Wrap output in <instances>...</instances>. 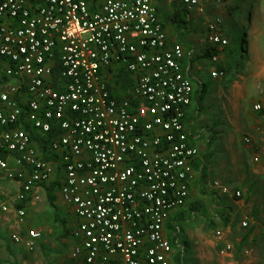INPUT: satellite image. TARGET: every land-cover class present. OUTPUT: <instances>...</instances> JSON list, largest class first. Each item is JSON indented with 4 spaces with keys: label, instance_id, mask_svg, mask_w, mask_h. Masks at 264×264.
I'll return each instance as SVG.
<instances>
[{
    "label": "built area",
    "instance_id": "1",
    "mask_svg": "<svg viewBox=\"0 0 264 264\" xmlns=\"http://www.w3.org/2000/svg\"><path fill=\"white\" fill-rule=\"evenodd\" d=\"M169 1L204 12L203 1L229 0ZM158 6L105 0L94 11L85 0H0V150L8 153L0 173L20 183L17 203L39 202L43 186L63 174L59 191L80 220L70 256L81 264H172L166 224L190 198L199 151L187 123L194 85L185 50L169 46ZM221 22L208 26L216 45L227 43L215 35ZM120 70L134 81L121 98L114 94ZM211 76L228 78L218 70ZM37 134L50 137L52 161ZM10 210L0 203V215ZM26 216L17 208L20 226ZM11 238L33 252L43 235Z\"/></svg>",
    "mask_w": 264,
    "mask_h": 264
},
{
    "label": "rangeland",
    "instance_id": "2",
    "mask_svg": "<svg viewBox=\"0 0 264 264\" xmlns=\"http://www.w3.org/2000/svg\"><path fill=\"white\" fill-rule=\"evenodd\" d=\"M215 4L217 3L214 1H203L202 5L207 11L205 14H199L197 10L190 12V17L195 24L192 23L194 32L188 37V40L193 50L191 59L194 70L192 75L194 83H198L195 84L197 91L192 116V120L195 119L193 130L197 133L202 129L203 141L201 144L204 146L205 143L206 148L213 153L214 156L212 155L211 159L217 157V159H213L214 161L219 159L223 161L228 156L236 154L244 158L246 167H251L255 164L254 155L260 154L264 149V140H261L264 139V108L261 112L253 109L251 113L255 114V118L247 117L244 112L234 109L233 105L229 103L232 92L228 89L232 77L226 80L214 79L211 77V73L219 66L227 67L232 64L235 71L246 69L249 66L255 45L258 42L257 36L261 28L264 27V0H229L225 3L226 5L221 7L218 14L210 16L213 14L212 11H217ZM218 15L222 22L215 35L220 40L227 42L222 45L213 44L208 38L207 21L215 20ZM189 34L190 32H187L185 36ZM207 45L211 46L212 53L218 52L215 56L217 61L204 59V47ZM242 62H244V66L240 69ZM2 69H4L3 64L0 65V75ZM204 82L208 85V90H206L199 111L196 97L199 87L204 85ZM204 127H206L205 131ZM246 137L254 140L251 139L250 143H246L244 141ZM201 158H204V154ZM227 165H223L224 167L217 173L211 169L210 165L209 182L207 178L204 180V177L200 175L199 185L195 189L194 195H191L189 203L180 212L181 217H178V228L175 229L174 235V239L179 238V241L175 242L173 248L176 254L175 258H180L181 264H204V233L210 229L205 226V221L207 226L212 228L210 235L211 240L215 242L216 254L222 247V241H219L220 243L216 241L215 232L217 230L227 232V226L230 223L237 224L239 222L241 224L243 221L242 213H237L234 217L235 211H239V208L235 203L236 200L231 199L233 195L219 197L214 191L213 182L215 179L228 185L234 183L225 178V175L228 173L231 175L232 171V169H228ZM236 171H239L238 167H236ZM247 183L251 184V189L244 196V203L245 209L249 212L247 217L251 220L252 228L249 229V232L251 231L253 234L256 232L251 240V245L254 246L256 243H264V182L249 181ZM236 189H241V186L231 185L229 194L235 192ZM17 191L15 181L0 174V202L9 199ZM64 208L66 207L62 206L57 196L54 195L51 199L46 193L42 200L30 210L31 219L37 224H42L43 229H46L44 243L38 248L42 264H50L49 260L52 261L53 257L58 255L64 258L66 256L65 260H68L70 244L67 241L69 237L63 227L67 222L66 219L68 221L70 219ZM215 214L221 217L220 222L215 219L208 220ZM4 219L0 220V264H24L22 262L24 253L21 252L22 249L19 245L11 242L12 231L7 226L8 221ZM64 221L66 222L64 223ZM232 239L229 240L235 241ZM246 247L247 244L242 249H246ZM175 264H178L176 260ZM225 264L243 263L238 257L225 256Z\"/></svg>",
    "mask_w": 264,
    "mask_h": 264
},
{
    "label": "crops",
    "instance_id": "3",
    "mask_svg": "<svg viewBox=\"0 0 264 264\" xmlns=\"http://www.w3.org/2000/svg\"><path fill=\"white\" fill-rule=\"evenodd\" d=\"M104 1L105 0H100L97 4H90L89 3V5L91 6V9L95 11V10H98L100 8L101 4ZM158 3H159L158 8H159V12H160V17L163 21L164 28H165V31H166L167 37H168V44H169V46H173L174 44H180L184 47L185 58L183 60V67H184V70L186 72H188L189 76L192 79L193 85H194V101H193V104L191 105V107H189V110L187 113V123H188L189 128H191L192 132L198 136V141L195 144L198 148L199 156L197 157V159L194 162V180L190 185V197H191V195H194V191L199 185L198 180H199V178H201L200 175H202L204 167L207 169L205 176H204V180H205V178H207V181L209 182L208 176L210 173L211 166H212L211 169L217 173L220 171V169H222V167H224L223 165L228 164L227 165L228 169H232V171H231V175H229L230 173H228L227 175H225L226 176L225 178L230 179L234 182V183H230L231 185L238 184L241 186V189L235 190V192L239 191L241 193L240 197H236L234 194L235 192H231V194H228V195H233V198H231V199L236 200L235 203L237 204V206L239 208V211H235L234 217L237 213H242L241 215H243V216L241 218L243 221L241 222V224L239 222L237 224L234 222L230 223V225L227 226V228H228L227 232L217 230V232H220L221 236H217V232H215V234H216L215 238L217 240L214 237H213V239L218 241V242L222 241V243H221L222 247L220 248V250L217 254L215 253V242L213 240H211V235H210L212 228L209 225L207 226V223L205 221V226L209 227L210 229L207 230L206 233H204V264H215V263L216 264H225V256H230L232 258L238 257L241 259L243 264H262L264 262V243H260V244L256 243V245H254V246L251 245V240L256 235V232H254L255 235L253 234V232H251V231L249 232V229H251L252 226L250 225L251 220H249V218L247 217V214L249 212L245 209L244 196L251 189V186H250L251 184H249L247 182H249V181H252L253 183L255 181L256 182H264V162L256 163L254 161V163H255L254 165H251V167H246L244 164L245 163L244 158H242L236 154L232 155V156H228L223 161H221L220 159L214 161L213 159L214 158L217 159V157H212V159H211V156L213 155V153L206 148L205 143H204V146L201 144V142L203 141V136L201 133L202 129L200 130L201 132H197V133L193 130L195 127V119L192 120V116L194 114L195 94L197 91L195 88L196 87L195 84L196 85L198 84V83H194V77L192 75V72L194 70L192 59H191L192 54H193V50H192V46L188 40V37L190 35H192L193 33H190L189 35L185 36V34L187 33V30L179 29L176 24H174L170 20H167L166 17L171 16L174 12L173 4L169 0H158ZM224 5H226V4H222V5L215 4L217 11H212L213 14H210V16L218 14L221 7ZM181 7L185 8L184 6H181ZM185 9L187 10V13H188V19L193 24H195V22L192 21V19L190 17V12L192 10H197V12H199V14H203V13L205 14L207 12L205 8H204V12H201L198 8H191V9L185 8ZM218 17L220 18L219 15H218ZM211 22L212 21H210V20L207 21V27L209 26V24ZM257 40H258V42L255 45V49L253 51L252 59L250 61L249 66H247L246 69L243 68L239 71L238 70L235 71V73L231 76L232 77L231 78V84L229 85V88H228L232 92L231 98L229 99V103L231 105H233V108L240 111V112H244V114L247 117L253 116L254 118H255V114L252 115L251 112L253 111V109L255 110V106L256 105L261 106V110L259 112H261L262 108H264V27L261 28V30L257 36ZM210 47L211 46H209V45L204 47V53L206 52V49H208ZM204 59H206V58H204ZM1 64H3V67L5 69V63L2 59L0 60V65ZM4 69L1 70L2 74L0 75V78L3 76ZM121 71H123V70H120L118 72V75L116 76L114 81L118 79V76L121 73ZM131 77L133 78L132 75H131ZM133 84H134V81H133ZM204 87L206 88V90H208V85L205 82H204ZM128 93H129V91L126 94H123L122 91L120 90V96L121 97L123 95L124 96L127 95ZM114 94L117 95L116 93H114ZM121 97H119V98H121ZM204 114H205V112H204ZM205 128L206 127H204V131H205ZM34 138L37 142V145L40 146L41 151L43 153L44 152L43 147L41 146V140L43 139V136L37 134V135H34ZM256 139L258 140V138H256ZM252 140H254V139H252ZM261 140H264V139L262 138ZM260 144H262V143H260ZM45 150L47 153V149H45ZM263 152H264V149L261 150V153H263ZM261 153L254 155V158L257 156L264 157V154L261 155ZM203 154H204V158H201ZM48 156H49V159H47V160L52 161L53 157L49 154H48ZM196 167H199V169H197ZM236 167L239 168V171H236ZM0 174L5 175V177H7V175L5 173H0ZM202 177H203V175H202ZM62 178H63V174L59 173V171H58L55 174L53 180L49 184L43 186V188L40 192H41V200L46 195V193H47V196H50L51 199L55 195L58 197V200L60 201V203H62V206L66 207V208H64V211L68 212V218L70 219V221H68L67 219H66L67 222L64 221V223L65 222L66 223H65V226L63 227V229H64V231H66V233L69 237L67 242H68V244H70V252H71L72 248L77 243V241L74 239L72 233L77 228V226L79 225L80 220L75 216L73 209L68 204H66L62 198V195L59 191V185L61 183ZM7 179H8V177H7ZM15 183H16V187L18 188V191L9 199L2 201V202L9 203L11 205V210L7 214L0 215V220L2 221V219L5 218L4 220L8 221L7 226L10 227L11 231H12V234L10 235V240L12 243H14V242L12 241L11 237L15 233H17V234L20 233L21 236H25V233L28 230H37V231H40L42 233L43 238L38 242L37 247L33 252H29L23 246V244H17L21 247V249H22L21 252L24 253V258H22L23 259L22 262L24 264H39V263L42 264L43 262H42L41 256L38 254L39 253L38 248L44 243V236H45L44 232L46 231V229H43L42 224H37L33 219H31V214H30V210L38 202H35L33 200H28V201H25L23 203L15 202L14 201L15 195L21 189L20 183L17 181H15ZM54 183H58V185H55V187L52 188ZM215 183H218L221 187H226L229 190H231V185L224 184L223 182L220 183L216 179L213 182V185ZM213 187H214V191L219 195V197L228 196V195H223L220 192V190H218V188H216L215 186H213ZM189 201H190V198H189L187 204L189 203ZM2 202H0V203H2ZM20 204H22L23 207L25 208V210L27 211L26 222L22 226H20L18 224L17 219H16L17 208H23V207L19 206ZM187 204L185 206H187ZM185 206L181 209L173 211L170 215V218H169L167 224H166V235L170 239L172 248H173V241L174 240H175V242H177V240L179 241V238L174 239V235L176 232L175 229L178 228L177 227V223L179 220L178 217L181 215L180 212L182 209L185 208ZM243 217H244V219H243ZM210 218L208 219L210 221L215 219V220L220 222V220H221V217L218 214H215L212 217L210 216ZM243 222L248 223V226L246 228L243 227V224H242ZM252 223H254V222H252ZM29 227H34L36 229L29 228ZM173 231H174V233H171ZM229 239H232L235 241H231ZM14 244H16V243H14ZM246 244H247L246 249H242ZM229 245L232 247V249L230 251L226 252L224 255L221 254V252L223 250H225L227 248V246H229ZM240 250H242V251L240 252ZM70 252H69V255L67 254L68 260H65L66 256L64 258L63 256L61 257L58 255V256L53 257L54 261L49 260L50 264H81L80 262H76V261L71 259V256H70L71 253ZM175 257H176V254H175V251L173 248L172 264H175V260H176Z\"/></svg>",
    "mask_w": 264,
    "mask_h": 264
},
{
    "label": "trees",
    "instance_id": "4",
    "mask_svg": "<svg viewBox=\"0 0 264 264\" xmlns=\"http://www.w3.org/2000/svg\"><path fill=\"white\" fill-rule=\"evenodd\" d=\"M85 1H87L90 4H97L100 0H85ZM126 1H128V0H126ZM181 6L179 4H173L174 12L171 16L166 17V18H167V20H170L171 22L176 24L179 29L187 30V32L192 33V32H194V30H193L191 21L188 19L187 10ZM213 48H214V46H213ZM211 49H212L211 47L206 49V52L203 54L204 58L213 60V58L218 54L217 51L212 53ZM243 60H245V59H243ZM242 66H244V62H242L240 69L242 68ZM234 69L235 68L232 64L230 66H227V67L219 66L217 68L218 71L223 72L225 75L228 76V78L231 77L235 73ZM114 85H115V89H114L115 93L118 95V97H121L120 96V90L122 91L123 94H126L128 91H131V89L133 88V78L131 77V75L128 72H125L123 70L119 74L118 79L114 81ZM205 93H206V88L204 87V85H201L199 87L198 96L196 97V104H197L199 111L201 110ZM49 138L50 137H46V138H43L41 140V146L43 147V151H44L43 155H44L45 159H49V156L45 150V149H47L48 143L50 141ZM7 156H8L7 152L0 150V159L6 158ZM196 168L199 169V167H196ZM206 170L207 169L204 167L203 173H202L203 177L205 176ZM55 185H58V183H54L52 188L55 187ZM19 206L23 207L22 204H20ZM174 245H175V240L173 241V246ZM176 261L178 264H181L180 258H176Z\"/></svg>",
    "mask_w": 264,
    "mask_h": 264
}]
</instances>
